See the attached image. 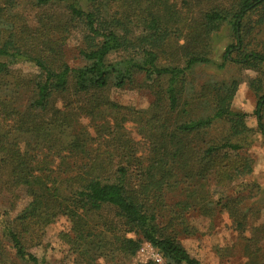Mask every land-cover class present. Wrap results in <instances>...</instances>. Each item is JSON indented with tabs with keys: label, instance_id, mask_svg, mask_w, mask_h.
Instances as JSON below:
<instances>
[{
	"label": "trees",
	"instance_id": "trees-1",
	"mask_svg": "<svg viewBox=\"0 0 264 264\" xmlns=\"http://www.w3.org/2000/svg\"><path fill=\"white\" fill-rule=\"evenodd\" d=\"M19 1L0 0V196L11 212L20 195L27 203L9 220L0 213V264H40L29 247L60 217L71 225L62 239L74 254L103 251L97 239L110 232L123 256L146 243L163 264H200L180 243L198 233L191 213L213 220L222 205L244 231L253 212L238 209L245 197L222 204L209 195L252 173L253 161L236 154L243 141L228 140L248 131L230 110L238 84L194 89L190 74L223 69L232 49L243 67L264 66V44L250 51L246 42L264 26V0H23L34 25ZM224 26L236 46L215 65L212 38ZM74 32L81 47L72 66L64 46ZM124 90L148 93L151 107L109 99ZM254 115L264 137L262 95ZM218 122L228 123L220 142L209 136ZM119 228L135 238L117 237Z\"/></svg>",
	"mask_w": 264,
	"mask_h": 264
},
{
	"label": "rangeland",
	"instance_id": "rangeland-1",
	"mask_svg": "<svg viewBox=\"0 0 264 264\" xmlns=\"http://www.w3.org/2000/svg\"><path fill=\"white\" fill-rule=\"evenodd\" d=\"M23 1V0H22ZM19 1L18 11L24 14L29 25H34V19L29 7ZM252 21L256 20L253 15ZM80 33L74 32L69 37L64 46L65 61L69 65L78 64V51L81 47ZM249 42L248 50H253L261 44H264V26L256 27L247 37ZM228 46H236V41L229 27L222 29L212 38V62L219 65L223 62L222 55ZM230 61L225 63L223 69L215 67H201L194 69L190 74V81L196 86H203L204 83H230L237 82V91L230 104V110L233 114L241 115L247 133L239 138L230 135L227 137V122H218L209 132L216 141L231 139V142L237 140L243 141L242 149L236 151V154L249 157L253 161V169L250 175L240 179L237 183L227 187H210L209 195L215 201H222V204L237 199V196L245 197L237 207L238 209L251 208L253 212L247 216V228L244 231H237L231 222L232 219L223 210L222 205L216 207L214 219L201 217L197 213L187 215L189 224L198 230L193 236L180 237L182 247L195 258L200 264H264V137L257 130L256 117L254 115L257 106V100L264 96V66L255 69L245 68L235 51L229 52ZM23 73H34L35 69L29 65H19L17 67ZM252 84L259 92H254L250 87ZM109 99L122 107L130 108L134 111H145L152 105V98L145 92H135L130 90L111 91ZM128 131L133 136L136 135V129L129 125ZM238 142V141H237ZM255 184L258 189L252 193L246 190L248 186ZM245 190V191H243ZM239 192V195L236 193ZM20 202L14 211H9L8 199L0 196V213L6 212L8 220L20 211L27 199L20 195ZM175 201L177 199L175 198ZM240 214V213H239ZM71 225L65 218H58L52 224L44 228L41 243L29 247L28 253L34 256L40 264H146L152 262L155 250L147 245L141 244L139 249L132 257L120 254L115 245L112 233H103L97 240H102L106 245L104 250L93 254L91 257L82 254H74L69 251V247L64 243L62 234L69 233ZM113 233L117 237L134 239L132 234H123L122 229H117ZM1 242V234H0ZM5 245L4 242H2ZM7 248V247H6ZM6 255L12 258L11 253L6 249ZM5 259V258H4ZM153 263V262H152ZM4 264H23L19 261L12 262L5 259Z\"/></svg>",
	"mask_w": 264,
	"mask_h": 264
},
{
	"label": "built area",
	"instance_id": "built-area-1",
	"mask_svg": "<svg viewBox=\"0 0 264 264\" xmlns=\"http://www.w3.org/2000/svg\"><path fill=\"white\" fill-rule=\"evenodd\" d=\"M144 245H147L149 248H151L148 244L146 243H143ZM153 249V248H151ZM152 262L154 264H163V260H162V257L155 251L154 252V255H153V258H152Z\"/></svg>",
	"mask_w": 264,
	"mask_h": 264
}]
</instances>
